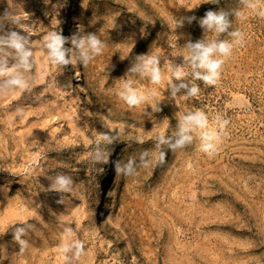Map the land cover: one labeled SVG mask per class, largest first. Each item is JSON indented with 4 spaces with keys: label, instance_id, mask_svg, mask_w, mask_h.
<instances>
[{
    "label": "rangeland",
    "instance_id": "1",
    "mask_svg": "<svg viewBox=\"0 0 264 264\" xmlns=\"http://www.w3.org/2000/svg\"><path fill=\"white\" fill-rule=\"evenodd\" d=\"M6 9L12 18L0 20V264H264V17L242 0H0V16ZM207 10L230 13L231 26L205 30L198 20ZM190 16L197 20L175 27ZM235 30L242 44L235 45ZM12 31L25 37L26 61L7 43ZM50 32L69 38L68 71L50 56ZM89 34L104 44L102 54L71 42ZM197 42L235 45L214 86L195 76L206 74L188 46ZM153 55L159 84L145 67ZM181 84L187 87L173 96ZM125 86L147 99L128 106L120 96ZM193 86L199 93L188 97ZM198 111L208 127L181 133ZM217 117L229 124L218 128ZM209 130L221 137L212 154L200 150ZM185 135L191 140L176 146ZM57 176L71 180L67 191L52 187ZM16 226L26 229L23 254Z\"/></svg>",
    "mask_w": 264,
    "mask_h": 264
},
{
    "label": "clouds",
    "instance_id": "2",
    "mask_svg": "<svg viewBox=\"0 0 264 264\" xmlns=\"http://www.w3.org/2000/svg\"><path fill=\"white\" fill-rule=\"evenodd\" d=\"M217 3H219V0H216ZM242 3L245 4L246 7L249 9H252L255 11L260 17H264V7H261V5H264V0H255V2H250V0H242ZM230 13L225 11H213V10H207L204 13V16L198 20L199 25L204 28L207 31H215L218 33L225 32L230 26V21L228 19ZM237 16H240V13H236ZM12 18V13L9 10H5L4 14L0 16V20L4 19H10ZM185 20L191 24L193 21L197 20V17L190 16V17H184L182 19H179L175 23L176 28L183 27ZM13 23H19L18 20L13 19ZM2 27V25H0ZM80 31H82V28H80ZM231 36L235 37V45L242 44L244 42V36L243 33L239 30H235L232 33H230ZM69 38L64 37L60 32H50L46 37V47L50 50V56L54 57V63H57L59 65H67L70 63L68 59L65 58V49L63 48V45ZM0 42H3V39L0 38ZM25 37L19 35L16 31H12L10 33V36L8 38L7 43L9 46L13 49H15L17 52L22 54V58L26 61L27 57L31 55L29 51H25ZM71 42L73 44L78 45L80 48H84L85 45H87L92 52L95 54V56L102 54L104 49V44L102 41L95 35V34H89L86 38L79 39L77 36L73 35L71 37ZM233 44H229L226 42H221L219 44H212L209 47H204V45L200 42H197L195 44H189L188 46L192 49H195L198 51L197 55H194L192 59L194 61H199V67L206 69V74H200L195 73V76L199 79H202L206 85H212L214 86L220 79L221 75V68L222 65L225 62L224 58H227L231 55L233 47L235 46ZM213 52H218L221 55L220 59H212L211 54ZM142 59H144L142 57ZM159 63V57L158 56H151L146 59L145 67L150 71L151 73V82L154 84H159L161 82V72L158 67ZM182 77V73L177 71L175 73V78L179 79ZM11 84L17 86V87H23V82L19 79H13L10 81ZM127 88V86H125ZM187 87V85L181 84L179 87H176L173 89V96L177 91H179V88ZM199 93V89L196 86L191 87L188 90V97H195ZM121 98L124 100V102L132 107V106H139L142 102H144L147 97L143 94L138 93L137 91L127 88L126 92L120 93ZM158 108H154V111H158ZM199 126L201 129H205L208 127V119L205 116V114L202 111L196 112L194 115H189L184 120V125L181 127V133H185L189 130V128L193 125ZM229 124V121L227 119L220 120L219 117H217V126L218 128L224 129ZM104 139H108L107 136L104 137ZM221 139L217 135L216 131H206L203 133V143L200 147V150L205 153H215L217 151V140ZM161 142H165L164 138L160 137ZM191 137L189 136H182L181 139L177 140L176 146H182L186 141H190ZM165 153H160V159L159 163H163L165 161ZM107 161H105L106 163ZM129 171L131 170V164L128 166ZM122 169L119 167V164L116 165V172L120 173ZM71 183V180L69 178H66L64 176H57L55 183L52 185L54 189L61 190V191H67V185ZM62 202V201H58ZM13 239L19 244V251L21 254L28 248L29 243L26 239L23 237L26 235V229L22 226H16L13 230ZM77 249L82 250L84 248V245L82 242H77L76 245ZM67 248H61V252H66ZM81 254L78 252V255Z\"/></svg>",
    "mask_w": 264,
    "mask_h": 264
},
{
    "label": "bare ground",
    "instance_id": "3",
    "mask_svg": "<svg viewBox=\"0 0 264 264\" xmlns=\"http://www.w3.org/2000/svg\"><path fill=\"white\" fill-rule=\"evenodd\" d=\"M63 48H64V45H63ZM67 59V58H66ZM61 68H62V70L63 71H68L69 70V67L67 66V65H59ZM80 80H79V74L77 73L76 74V79H75V88L77 87V84H78V82H79ZM80 106L82 107V108H84V104L83 103H80ZM92 108V107H91ZM93 109V108H92ZM83 110V109H82ZM90 111V116L91 117H93L94 116V111L93 110H89ZM110 156H112V155H110ZM113 157V156H112ZM109 163H110V160H109ZM109 166V172L110 171H112L113 170V167H112V164H109L108 165ZM109 174V173H108ZM105 190H106V183L104 182V183H102L101 184V186L99 187V191H98V194L100 195V194H103L104 192H105ZM96 203H99V199L97 198L96 199ZM111 244V243H110ZM115 246V245H114ZM119 252H120V254H122L121 253V250H119L118 249V254H119ZM123 262L125 263V264H130V262L127 260V259H123Z\"/></svg>",
    "mask_w": 264,
    "mask_h": 264
}]
</instances>
